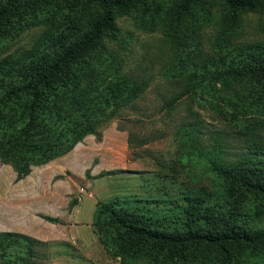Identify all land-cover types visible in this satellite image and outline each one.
I'll list each match as a JSON object with an SVG mask.
<instances>
[{"label":"trees","instance_id":"trees-1","mask_svg":"<svg viewBox=\"0 0 264 264\" xmlns=\"http://www.w3.org/2000/svg\"><path fill=\"white\" fill-rule=\"evenodd\" d=\"M152 1L0 0V42L34 23L46 24L31 46L0 58V158L14 167L16 180L33 165L69 151L85 133H94L114 116L121 101L132 102L141 92L143 75L123 70V64L111 72L103 65L108 52L104 40L119 32V15L147 9ZM216 1L230 24L243 12L264 11V0H173L164 23L171 42L179 48L182 40L189 42L182 22ZM220 51L208 64L189 68L183 85L165 104L173 108L186 95L199 96L253 139L250 151L231 157L221 139L207 151L192 144L200 132L197 126L180 127L182 143L190 142L223 177L228 197L235 198L226 200V206L211 205L184 192V201L169 200L172 211L166 213L145 209L139 198L115 196L98 202L93 224L112 256L145 264H243L264 253V228L242 218L247 197L261 200L264 208V142L254 139L261 132L257 127L264 128V118L240 116L252 107L264 114V43H236ZM155 138L130 131L127 141L134 146ZM14 235L0 233L1 240L9 241L7 248L13 246ZM6 264L17 263L8 259Z\"/></svg>","mask_w":264,"mask_h":264},{"label":"rangeland","instance_id":"rangeland-1","mask_svg":"<svg viewBox=\"0 0 264 264\" xmlns=\"http://www.w3.org/2000/svg\"><path fill=\"white\" fill-rule=\"evenodd\" d=\"M172 2L153 0L147 9L141 6L119 15V32L104 40L108 52L103 54V65L110 66L109 72L123 64V70H134L146 80L132 102L121 101L114 116L94 133H85L69 151L48 163L33 165L20 179H15L14 167L0 158V233H16L12 247L0 239V264L8 259L17 264H145L112 256L104 249L93 224L98 202L115 196L139 198L137 203L145 209L166 213L172 211L169 200L184 201V192L206 198L211 205L226 206V200L235 198L228 197L223 177L190 142L182 143L180 127L197 126L200 132L192 144L207 151L221 139L231 157L250 151L253 139L248 140L236 122L199 96L186 95L173 108L165 100L181 88L189 68L208 64L211 55L222 53V47L264 43V11L243 12L230 24L217 1L197 8L181 24L189 42L182 40L179 48L164 24ZM45 27L44 21L37 22L1 41L0 58L31 46ZM247 112L240 114L242 119L264 118L253 107ZM130 131L157 138L130 146ZM256 131L261 132L254 133V139L264 142V128ZM261 203L251 197L243 202L242 218L256 228H264ZM243 264H264V253L250 256Z\"/></svg>","mask_w":264,"mask_h":264}]
</instances>
